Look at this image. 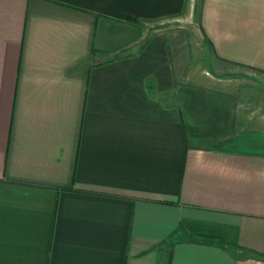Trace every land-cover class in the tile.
I'll return each instance as SVG.
<instances>
[{
    "label": "crops",
    "instance_id": "obj_1",
    "mask_svg": "<svg viewBox=\"0 0 264 264\" xmlns=\"http://www.w3.org/2000/svg\"><path fill=\"white\" fill-rule=\"evenodd\" d=\"M191 1L0 0V264H264V0Z\"/></svg>",
    "mask_w": 264,
    "mask_h": 264
},
{
    "label": "rangeland",
    "instance_id": "obj_2",
    "mask_svg": "<svg viewBox=\"0 0 264 264\" xmlns=\"http://www.w3.org/2000/svg\"><path fill=\"white\" fill-rule=\"evenodd\" d=\"M191 3L193 6V18L195 13V20H197V9L199 5V0H192ZM172 25L174 26L175 24ZM193 25L196 26V21L194 22ZM183 26H186V24L183 23ZM200 33L201 32L199 31L198 28L196 30H189V29L187 30L186 27L182 32L183 39L186 38V41L184 40L182 45L177 46V50H178L180 65L181 68L184 70L185 75L190 74L191 71V73L196 72L200 77V74L203 72L201 71L202 70L201 68L204 64L206 50H205V42L202 39ZM188 80L191 79L188 77ZM198 81H205V80L200 78L198 79ZM196 144L200 146H206V145L208 146V144L210 145V143L205 140H198ZM218 146H222V145H218Z\"/></svg>",
    "mask_w": 264,
    "mask_h": 264
},
{
    "label": "trees",
    "instance_id": "obj_3",
    "mask_svg": "<svg viewBox=\"0 0 264 264\" xmlns=\"http://www.w3.org/2000/svg\"><path fill=\"white\" fill-rule=\"evenodd\" d=\"M210 239L209 240H213L215 241L217 244H220V245H226L227 243L224 242V240L220 239V238H214V237H209Z\"/></svg>",
    "mask_w": 264,
    "mask_h": 264
}]
</instances>
